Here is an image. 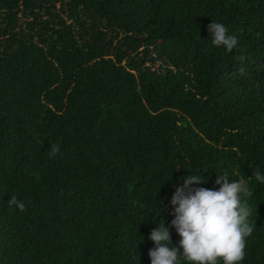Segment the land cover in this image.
<instances>
[{
  "label": "trees",
  "instance_id": "trees-1",
  "mask_svg": "<svg viewBox=\"0 0 264 264\" xmlns=\"http://www.w3.org/2000/svg\"><path fill=\"white\" fill-rule=\"evenodd\" d=\"M212 20L241 47L213 46ZM254 170L264 0H0V264H151L189 171L247 183L242 264H264Z\"/></svg>",
  "mask_w": 264,
  "mask_h": 264
},
{
  "label": "clouds",
  "instance_id": "clouds-1",
  "mask_svg": "<svg viewBox=\"0 0 264 264\" xmlns=\"http://www.w3.org/2000/svg\"><path fill=\"white\" fill-rule=\"evenodd\" d=\"M208 31L213 46L230 53L241 47L224 23L212 20ZM240 71L243 75L244 69ZM59 152L58 146L52 148L53 155ZM189 173L180 177L182 183L175 186L171 197L170 226L161 220L148 236L154 243L148 253L151 264H242L246 241L254 232L253 210L245 199L252 195L247 183L241 179L229 182L228 175H217L219 189H208L197 187L207 178ZM253 176L264 184V173L254 170ZM7 203L25 210L24 202L16 196ZM172 228L181 237L178 246L172 242Z\"/></svg>",
  "mask_w": 264,
  "mask_h": 264
}]
</instances>
